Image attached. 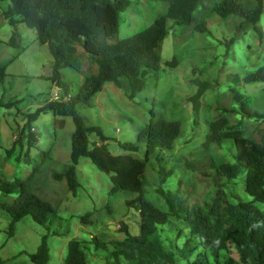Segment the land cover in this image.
Returning <instances> with one entry per match:
<instances>
[{
    "label": "rangeland",
    "instance_id": "374dc122",
    "mask_svg": "<svg viewBox=\"0 0 264 264\" xmlns=\"http://www.w3.org/2000/svg\"><path fill=\"white\" fill-rule=\"evenodd\" d=\"M237 1L246 8L255 2ZM130 2L129 8L120 13V39L144 30L168 8V3L163 0ZM218 2L220 0H203L195 13L198 22H205V32H195L189 25H177L174 20H167L168 33L162 42L160 69L146 78L145 88L132 99L128 96V81L122 78L120 87L106 82L92 97L89 106H77L86 125L99 127L107 138L103 142L95 132L88 133L90 147L105 143L113 155L132 154L143 158L145 146L137 141V136L149 123L151 113L157 118L180 122L181 133L174 140L172 150L163 152V165L173 170L171 176L161 184L155 161L147 171L145 195L163 210L167 207L157 192L159 186L179 191L182 198L193 201H212L217 190L232 202H236V196L251 200L244 191V172L225 180L219 179L210 167L211 162L218 165L234 160L232 142L206 143V136L209 123L219 116L212 109L215 105L220 108L233 106L235 111L230 118L242 130L251 122L264 123V118H251L240 108L244 101L251 109H263L264 82L247 83L245 78L264 67V38L259 40L251 27L236 32L232 20L213 11V5ZM7 4V1H0V64L12 61L6 66L4 82L0 83V101L16 102L7 107L0 105V180L21 181L28 192L47 201L54 214L45 225L36 223L30 215L12 223L10 210L17 205L19 193L0 191V264H34L30 254L36 252L44 235L49 249L47 264H64L67 244L72 239L83 243L86 264H134L123 255L117 260L112 257L107 260L105 254L109 251L96 250L91 242L93 236L101 241L124 239L123 226L131 235L138 234V209L127 204L131 195L121 190L111 192L110 173L99 170L89 157H80L76 165L80 186L75 195L64 178L58 180L52 176L53 172H63L70 162L72 117L55 116L50 111L41 113L31 124L36 141H32L31 147L26 142L25 132L29 130L23 113L35 111L53 99L56 92L61 96L64 92L75 94L83 76L69 67L64 68L56 86L50 78L53 57L47 44L39 43L35 29L24 23L15 27L8 24L2 16ZM259 25L264 32V2ZM13 31L17 34L15 45L8 43ZM173 59L174 65L166 64ZM200 81L209 82L210 86L200 96L195 114L191 97ZM60 120L64 121L63 126L59 125ZM23 126L25 132L21 131ZM15 138H19L20 143L11 148ZM122 142L138 144L139 151L122 149L119 146ZM8 149H11L9 154ZM255 204L264 209L263 203ZM86 213H91L89 221L81 219ZM169 220L171 223L161 229L163 247L172 251L173 264H191L199 250H193L185 257L179 249L183 247L188 229L172 217ZM179 229H182V236L176 240ZM228 249L222 251V258L238 257L232 246ZM202 260L204 264H215L206 251Z\"/></svg>",
    "mask_w": 264,
    "mask_h": 264
},
{
    "label": "trees",
    "instance_id": "16d2710c",
    "mask_svg": "<svg viewBox=\"0 0 264 264\" xmlns=\"http://www.w3.org/2000/svg\"><path fill=\"white\" fill-rule=\"evenodd\" d=\"M7 1L2 11L4 20L15 27L24 23L35 29L37 41L47 44L53 57V73L50 77L58 86L61 70L71 68L83 76L75 94L64 92L59 100H48L33 112L23 113L27 144L31 147L36 136L32 131V122L46 111L55 116H71L74 130L71 133L70 162L63 172H53L55 179H65L68 189L73 195L80 186L76 165L80 157H89L101 171L110 173L112 191H123L131 195L128 206L137 207L140 215L138 234L131 235L123 226L125 238L101 241L93 236L91 242L96 250L108 252L105 258L117 260L123 255L134 264H173L172 251L163 247L161 229L171 223L169 217L184 224L188 229L180 252L186 257L193 250H199L191 264H204V252H208L215 264H264V209L255 202L264 204V123L251 122L245 130L233 124L230 118L234 107H212L219 116L210 123L206 143L231 141L235 147L232 162L210 163L219 179H233L244 172V191L251 200H242L236 196V202L217 190L212 201L187 200L178 192L162 186L157 192L163 198L167 210H163L146 197L147 171L158 163L156 173L163 184L173 173L163 165V152L172 150L174 140L180 135L179 121L157 118L151 113L149 123L139 132L137 141L144 143L143 158L132 154L113 155L105 143L94 144L88 133L95 132L99 140L105 142L99 127L88 126L78 113L77 106H89L92 97L99 92L106 82H113L118 87L122 78L129 84V98L145 88L146 78L160 69L162 42L168 33L167 20L172 19L177 25L191 26L195 32H205L206 24L198 22L195 13L203 0H163L168 3L165 14L155 19L147 28L130 37L120 39L119 17L131 5L130 0H0ZM264 0H255L246 8L237 0H220L213 5V11L224 19L232 20L236 32L251 27L259 40L264 32L259 25ZM16 31H13L8 43L15 45ZM174 65L175 60L167 61ZM6 70L0 65V83L4 82ZM247 83L264 82V67L247 75ZM196 92L191 97L195 114L199 108V98L209 88L210 83L200 81ZM236 98H239L236 95ZM16 101L7 103L0 101L2 106H10ZM240 108L251 118H264V106L261 111L251 109L244 101ZM219 110V111H218ZM226 113V114H225ZM60 120L59 125L63 126ZM246 133V134H245ZM20 143L15 138L12 147ZM119 146L131 152H138L139 145L122 142ZM207 146V144H206ZM11 149L7 150L9 154ZM27 155V153H25ZM192 167V165L190 164ZM206 173V172H204ZM217 183V182H216ZM218 185H221L217 183ZM0 191L12 194L18 191L16 206L11 208L12 223L26 215L45 225L50 215L54 214L51 205L42 198L28 192L25 184L19 180H0ZM91 213L84 214L81 219L89 221ZM12 229V228H11ZM182 234L179 229L175 239ZM234 248L238 257L222 258V251ZM64 264H86L83 243L77 239L69 240ZM34 264H47L49 249L46 236H42L36 252L30 254Z\"/></svg>",
    "mask_w": 264,
    "mask_h": 264
},
{
    "label": "crops",
    "instance_id": "0c3cea01",
    "mask_svg": "<svg viewBox=\"0 0 264 264\" xmlns=\"http://www.w3.org/2000/svg\"><path fill=\"white\" fill-rule=\"evenodd\" d=\"M19 50V52H21V48L20 49H18ZM12 61V59L11 60H8L7 62H5V63H2V64H0L1 66H4L5 67V70H6V66H7V64H9L10 62ZM32 129H33V127H32ZM33 132H34V130H33ZM97 144H99V143H97Z\"/></svg>",
    "mask_w": 264,
    "mask_h": 264
},
{
    "label": "built area",
    "instance_id": "2783aa9c",
    "mask_svg": "<svg viewBox=\"0 0 264 264\" xmlns=\"http://www.w3.org/2000/svg\"><path fill=\"white\" fill-rule=\"evenodd\" d=\"M60 97H61V95H58L57 92H56V93H54L52 100H59Z\"/></svg>",
    "mask_w": 264,
    "mask_h": 264
},
{
    "label": "clouds",
    "instance_id": "9594fccd",
    "mask_svg": "<svg viewBox=\"0 0 264 264\" xmlns=\"http://www.w3.org/2000/svg\"><path fill=\"white\" fill-rule=\"evenodd\" d=\"M33 130V129H32Z\"/></svg>",
    "mask_w": 264,
    "mask_h": 264
}]
</instances>
